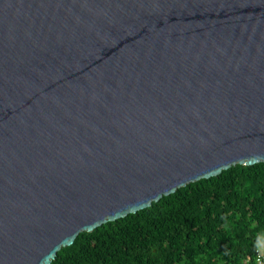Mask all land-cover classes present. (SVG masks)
<instances>
[{"label": "water", "instance_id": "1", "mask_svg": "<svg viewBox=\"0 0 264 264\" xmlns=\"http://www.w3.org/2000/svg\"><path fill=\"white\" fill-rule=\"evenodd\" d=\"M264 162V0H0V264Z\"/></svg>", "mask_w": 264, "mask_h": 264}, {"label": "trees", "instance_id": "2", "mask_svg": "<svg viewBox=\"0 0 264 264\" xmlns=\"http://www.w3.org/2000/svg\"><path fill=\"white\" fill-rule=\"evenodd\" d=\"M259 245L264 162L235 163L133 213L79 231L48 264H258Z\"/></svg>", "mask_w": 264, "mask_h": 264}, {"label": "built area", "instance_id": "3", "mask_svg": "<svg viewBox=\"0 0 264 264\" xmlns=\"http://www.w3.org/2000/svg\"><path fill=\"white\" fill-rule=\"evenodd\" d=\"M255 259L258 264L261 263L262 257L264 256V245H259L255 251Z\"/></svg>", "mask_w": 264, "mask_h": 264}]
</instances>
